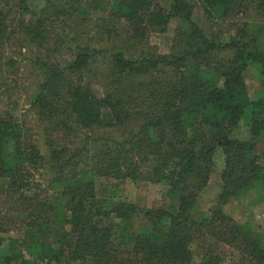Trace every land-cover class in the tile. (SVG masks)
Listing matches in <instances>:
<instances>
[{
    "label": "trees",
    "instance_id": "trees-1",
    "mask_svg": "<svg viewBox=\"0 0 264 264\" xmlns=\"http://www.w3.org/2000/svg\"><path fill=\"white\" fill-rule=\"evenodd\" d=\"M104 6L119 43H142L175 23L170 52L132 58L92 46L90 23ZM263 39L264 0H46L38 13L27 0H0V97L19 75L18 59H29L42 75L30 107L49 153L2 113L0 264H226L220 247L233 251V264H264L263 229L221 211L264 209ZM24 49L34 50L30 58ZM96 63L99 93L84 77ZM125 125L122 140L88 134ZM217 151L220 191L205 213L198 197ZM125 182L164 186L167 205L141 212L122 197ZM138 214L145 228L136 232ZM7 224L16 236L1 230Z\"/></svg>",
    "mask_w": 264,
    "mask_h": 264
},
{
    "label": "rangeland",
    "instance_id": "rangeland-1",
    "mask_svg": "<svg viewBox=\"0 0 264 264\" xmlns=\"http://www.w3.org/2000/svg\"><path fill=\"white\" fill-rule=\"evenodd\" d=\"M46 0H27L28 6L32 12L38 13L45 5ZM105 7V6H104ZM106 8V7H105ZM104 8V9H105ZM90 23V34L89 36L92 39V46L96 47L99 50L111 51L113 48L122 49L128 56L136 58L139 53L142 52H152L155 54H168L170 52L171 41L173 38V28L175 23L170 25V29L165 34L150 33L147 40L138 44H129V43H119L115 40L114 35H109L108 32L112 30L113 18L109 16L108 10L106 8L105 12L100 14H95ZM27 15L26 17H28ZM195 18L197 23L202 26L204 29L208 28L207 23L204 21V17L201 14V11L198 9ZM248 22L253 21L251 18H238L236 22ZM233 31L227 33V35H232ZM264 43V39H263ZM32 51L22 50L25 53L27 58L32 56ZM18 59V58H17ZM20 61V72L19 75L15 78L14 82L8 85L7 97H0V117L3 112L9 113L13 119L23 125L25 130L28 131V134L33 136V139L36 141V145L41 151L45 159L48 160V148L47 143L45 142L42 126L37 122V118L34 112L30 107V100L32 94L37 90L38 85L42 81V75L39 74L37 69L31 64L29 59L19 58ZM101 68L100 63H96L90 67V70L85 74L86 82L94 83L95 90L99 93L103 84L101 83ZM246 83L248 86L249 95L251 98L256 97L258 92V81L248 76L246 78ZM6 90V91H7ZM8 97H10L8 99ZM130 127L126 125L123 127H101L95 128L92 131H89L88 134L96 138H109L115 140H122L126 136V130ZM81 132V131H78ZM77 132V133H78ZM242 138L247 139L248 133L241 131ZM81 134V133H80ZM214 166L213 172L210 176V180L206 188L201 192L198 197V203L202 211L208 213L211 211L212 207H215L217 204V195L220 191V173L223 168V156L220 151H217L213 158ZM52 168L49 167V164L46 163L45 169H41L40 181L44 187H47L49 181L51 180ZM98 185H101V180H98ZM101 182V183H100ZM3 183L0 182V188ZM120 189L122 191V197L128 202L134 203L138 206L141 212L143 210L158 208L161 206H166L168 200L165 198L164 193L166 191L165 187L162 185H134L130 182H125L121 184ZM221 211L228 217L232 218L235 222L239 224L250 223L253 226H259L263 229L262 236L264 238V209L262 206L250 207L245 203H235L233 205H225L221 207ZM1 212H4V208L0 201V216ZM142 215V214H141ZM138 214L137 216V226L136 232H139L144 229V223L141 221L142 216ZM8 225V224H7ZM1 230H7V236H16L17 230L12 226H5ZM219 250L221 253H225L227 257L226 264H233L235 256L233 251H227L226 248L220 247ZM195 260L198 258L195 257Z\"/></svg>",
    "mask_w": 264,
    "mask_h": 264
}]
</instances>
